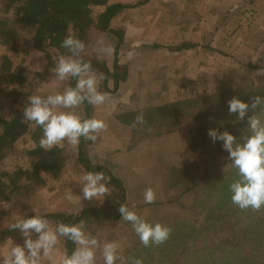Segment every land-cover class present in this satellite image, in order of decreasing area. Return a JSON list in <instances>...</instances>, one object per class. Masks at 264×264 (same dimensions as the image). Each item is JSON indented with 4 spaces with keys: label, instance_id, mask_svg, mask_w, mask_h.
Returning a JSON list of instances; mask_svg holds the SVG:
<instances>
[{
    "label": "trees",
    "instance_id": "trees-1",
    "mask_svg": "<svg viewBox=\"0 0 264 264\" xmlns=\"http://www.w3.org/2000/svg\"><path fill=\"white\" fill-rule=\"evenodd\" d=\"M124 8L125 5L112 3L110 0H4L7 15L0 16V48L5 47L7 52L11 48V43L17 41L18 32L25 30L29 38L25 47L43 53L53 66L56 62L54 56L67 54L61 44L70 29L77 38L85 42L86 46L89 34L93 30L114 35L117 38V45L122 42L123 33L113 28L111 22L121 15ZM85 60L91 62L96 71L105 74L103 88L106 89V83L110 78L106 65ZM245 64L251 69L256 67L249 62ZM119 76L118 71L114 73V86L118 84ZM122 79H125V75ZM15 80L22 82L23 79L19 76L15 77ZM71 86H75L74 79ZM256 92L264 94V84L253 89L225 90L214 95L181 98L155 107H141L133 111L132 119L129 118L130 122L125 121L131 127L135 117L141 112L144 113L146 121L144 125L131 127L130 148L143 141L172 134L177 130V126L186 120L190 122L191 132L218 127L224 124V118L229 114L230 99L238 97L249 103ZM1 94V100L7 102L11 110L7 113L0 112V167L6 158L18 157L21 164L16 165L12 171L0 168V206L13 200L29 198L32 188L57 180L67 163L71 161L78 163L85 171H104L111 177L109 188L118 191L114 202L115 211H109L102 206L86 208L80 215H93L104 220L118 221L121 217L118 211L120 204H125L122 184L107 168L93 166L90 163L86 147L91 141L81 138L74 149H68L63 145L45 151L39 147L42 129L23 119V111L27 106L20 103L23 91L10 85ZM15 105L19 106L14 108ZM84 106L87 108L88 104L85 103ZM83 118H89L86 109ZM245 122L246 120L244 122L238 120L236 124L231 123L229 132L241 136L246 129L243 126ZM26 137L29 145L18 149L15 142ZM228 164L230 161L222 160L220 165H213L203 172L200 171L199 178L185 183L186 187L180 199L174 200L175 204L187 208L193 216H199L201 221L196 227L185 226L182 222L176 228L175 225L168 226L173 231L169 240L163 244L165 254L161 256V264H185V260L196 252L201 254L196 264H264V210L241 211L231 202L229 185L236 178L237 171L219 178L222 169ZM224 186L228 187V190L222 194L220 187ZM201 192L202 196L199 197ZM189 194L194 195L191 202L189 198L183 199V196ZM172 202L173 200L169 201ZM45 216L53 223L62 221L74 224L81 219V216L69 212ZM11 225L0 231V242L17 238L15 236L23 238L19 230H10ZM190 229H194L197 234L188 239ZM210 233L213 235H210L212 238L201 240L200 247L198 245L200 239ZM197 236L200 239H197ZM64 245L65 252L70 255L75 245L71 241H65Z\"/></svg>",
    "mask_w": 264,
    "mask_h": 264
},
{
    "label": "rangeland",
    "instance_id": "rangeland-1",
    "mask_svg": "<svg viewBox=\"0 0 264 264\" xmlns=\"http://www.w3.org/2000/svg\"><path fill=\"white\" fill-rule=\"evenodd\" d=\"M154 1L158 2L161 5L165 2V0ZM124 2L125 5L131 4L128 1ZM190 2H197L199 4L219 3V5H221V8H217L216 11H214V15H209L208 18L210 19V21H203L205 16V13L203 12H199L197 19V25H200L201 22H206L215 26V29H212V27L210 26V29L208 27L206 31L200 32V34L202 33V35L204 33L210 32L213 33L212 38L214 36L216 37V41L213 44L216 53L215 57L209 60V63L205 69L197 70L194 65L198 62H201L199 60V57L201 56V54H203V51L199 52V55L197 56L192 55L190 61L193 65V68L190 69V73L191 75H195V77L192 80H190L191 77L185 79V82H183L182 86L176 88L177 81L175 79L176 77L180 76L181 73L179 71L176 74V77L174 76L175 78L171 75L170 78L166 81L164 91H162V95L164 94L163 98L158 97L159 94L156 93L155 88L152 87V83L145 85V87H149L146 88V90L144 89L145 91L142 90L134 92L133 98L135 99V109L131 107H124V114L118 118V121L120 120L121 123H123L124 121H129V118L132 119V114L133 111L136 110V106L141 108L144 107L142 106L144 104L152 105L153 103H157L155 105L159 106L174 102L175 100L181 98H195L205 95H214L225 90H239L243 88L253 89L261 84H264V0H190ZM223 9H227V11L229 10L230 12L225 11L227 12V14L224 15L225 12L223 13ZM4 15H7V12L4 9V0H0V16L3 17ZM116 20L117 17L111 22L112 27L115 26ZM113 28H116V26ZM213 30L214 32H212ZM100 38H103L106 44L111 45L114 48V52L111 56H107L98 52L96 42ZM28 39L29 38L27 31L20 30L18 32L17 41L11 43V48L7 52L5 47L0 48V96L2 97L1 92L6 87L10 85L16 86L23 91V97H21L20 103H24L26 105L28 104V97L30 95L39 94L46 96L49 94H54L57 91H62L65 87L71 86L72 82V79L63 82L51 80L52 73L50 72V69L54 68L55 64L51 66L43 53L25 47L26 41ZM123 46L117 48V38L114 35L107 32L93 30L89 34L88 44L86 46L85 52L83 53V57L87 60L94 61L95 63H104L106 67L108 64L109 70L112 71L114 70L113 58L117 55L115 54V50H119L117 52L119 53V57L121 56V52L126 53L128 51L127 48ZM143 50L147 51L148 48H144ZM54 58L56 61L57 56H54ZM45 60L47 61L46 63H44ZM246 62L252 63L256 67L251 69L245 64ZM166 65V67H171V65L169 64ZM122 73L123 70L119 71L118 69V74L120 75L119 83L125 81V79L124 81L122 79ZM29 75H32L33 77L31 80H29L28 78ZM19 76H21V78L23 79L22 82L15 80V77ZM138 78L141 80V83H139L140 86L144 88L142 85V80L144 81L145 78ZM113 79L110 80L111 84L107 85L106 89L103 88L104 81H102L100 84V91L109 92L111 93L112 97H117L118 94H120L119 98H121L122 95L129 93L124 89L128 88L125 84L123 86L117 85L118 87L113 86ZM184 87H187V89L185 90ZM118 89L119 93H117L116 91ZM177 89H179V91H177ZM257 95L264 98V94L260 92H256L252 95V97H255ZM6 103L3 102L0 98L1 113H7L8 110H11V108H8L7 106L8 103ZM249 103H251V99ZM19 105H15L14 108H17V106ZM119 106L122 107L123 105L119 104ZM79 109H81V113L83 115L85 113V109L89 112V114H91L92 109H94V111L96 110V112L105 113L102 112L100 108L97 109L96 107H90V105H88V107L86 108L84 104L81 105ZM116 112L114 114H116ZM236 115L237 114H226L223 122L224 124L210 129H215L219 132H223L225 130L229 132L231 123L236 124L238 121ZM249 115H251V113H249ZM128 126L130 127V125ZM243 126L247 128V122H245ZM210 129L206 131L191 132L190 122L186 120L177 126V130L174 133L161 136L160 138L154 140H146L134 146V148H138L142 144V147H146L142 148V150L151 148L153 149L155 154L157 152L158 146L153 141H158L165 145L169 151H171V153H166V155L163 156H161L160 154L158 156H153V159L159 162V166H157L156 169H151L152 172L150 173L152 176L149 177L151 178V181H154L156 183L157 181H155V176L157 177L156 179L159 178L158 180L161 182L160 184L163 185L161 188L164 196L163 200L157 202L158 204L147 209H145L146 207H143L144 209H140L138 208V205L141 204H135L136 211L142 218L147 219L149 222H159L167 226L175 225L174 228L179 226L181 222L188 227H196L199 225L201 221V218L199 216H193L190 210H188L187 208H181L179 205L175 204L176 201L174 200L180 199L179 197L186 187L185 183L199 178L200 171L203 172L213 165H220L222 160L230 161V164L222 169L219 178H224L227 175L232 174L234 171H237V169L232 167V161L228 160L229 154L223 149V142H212V139L208 135V131ZM236 136L240 137L239 135ZM92 143L93 142L91 141V144ZM145 143H148V145ZM91 144L86 147L87 151L88 148L92 147ZM27 145H29L28 137L25 138V141L15 142V146H17L18 149H23ZM66 145L68 144L66 143ZM68 146V149H74L77 145L74 148H72L71 145ZM95 148L97 149V151L103 149L100 147ZM87 151L86 153L88 156L89 153ZM20 164L21 162L18 157H15L13 159L6 158L1 164L0 168L5 171H12L13 169H15L16 165ZM68 170H70L72 178L74 180H77L78 182V184L73 185L74 195L82 196V185L80 184L79 177L87 171L80 167L78 163H73L71 161ZM63 172L64 170L61 172V174ZM114 178L117 179L116 177ZM50 183H52V181L44 186L39 185L38 187L32 188L29 198H21L19 200H13L9 203L1 205L2 208H0V231L15 223L14 215L18 213V208L9 209L8 207L11 203L19 202L21 204H27L30 208L29 211H32L34 213V208H36L37 206L40 207L42 206V204L43 206L45 205V203H38L37 196L45 194V192H43L41 188L49 185ZM227 188L228 187L226 186L220 187L221 193H226L228 190ZM136 190L139 191V189ZM113 193L118 194V191L115 189H110V192L106 196L99 197V202H106V205L100 203L103 205L102 208H107V210L109 211H113L115 209L116 204H114L115 199H113ZM62 195V191H58L57 194L49 201V204L53 205V200L58 199V197L61 198ZM132 195V199L134 201H137L139 199V193H132ZM201 196L202 192L199 194V197ZM187 198H189V202H191V200L194 199V195L189 194V196H183L184 200ZM170 200H173V202L169 203ZM83 201L87 202V200H81L80 203H82ZM65 203H69V200H66ZM110 203L113 204L110 205ZM129 205V208H131L133 204ZM31 216H33V214L31 212H27L24 213L22 217ZM108 227H112L117 234L123 236V241H125V243L129 247V250L126 252H118V254L123 259L122 261L118 260L116 264H132V261L134 259H142L143 264H161V256L165 254L163 245L144 247L141 244L139 237L133 231L132 225L129 222L123 221L121 217L118 221H109L105 223L104 226H100L98 229L100 232H105L106 228ZM109 230L110 229H107L106 232H109ZM188 231H190V236L188 239L193 237L194 234H197L195 233L194 229H190ZM210 235L213 236L210 233L202 239L197 236V239H200L198 245L201 247V240L212 238ZM15 237L17 238L12 239H18L20 241L24 240V238H20L18 236ZM170 251L171 249H169V252ZM59 254L60 252L57 251L56 257L54 259V264L59 263V261L57 260ZM98 254L102 257V254L100 252ZM200 255L201 254L199 252H196V254H193V256H190L185 260V264H196L197 258L201 257Z\"/></svg>",
    "mask_w": 264,
    "mask_h": 264
},
{
    "label": "clouds",
    "instance_id": "clouds-1",
    "mask_svg": "<svg viewBox=\"0 0 264 264\" xmlns=\"http://www.w3.org/2000/svg\"><path fill=\"white\" fill-rule=\"evenodd\" d=\"M61 47L67 54L56 58L55 67L50 69L51 80L63 82L74 79L75 86L46 96L30 95L23 111L25 121L42 129L39 147L45 151L65 143L78 145L81 138L96 142L108 127L104 119L95 116L83 118L77 111L85 103L99 108L108 102L111 93L100 91V84L106 79L105 74L96 71L91 62L83 58L86 44L71 29ZM96 47L98 52L107 56L114 52V48L106 44L103 38L97 40ZM135 55L134 51H129L127 59L131 60ZM28 78L31 80L33 77L29 75ZM228 111L230 115L238 114L239 121L246 120L247 128L243 134L237 137L226 130L219 132L210 129L208 135L213 143L223 142L222 147L229 154L228 160L237 169V176L229 185L231 202L241 211L259 212L264 210V98L257 95L251 98V103H245L233 97L228 101ZM145 123L144 113L141 112L131 127L136 128ZM79 180L82 196L76 197L80 200H97L110 192L111 177L104 171H87ZM73 197L70 190L65 199L71 201ZM143 197L146 204L154 203L157 198L155 189H145ZM118 211L122 220L132 225L144 247L160 246L169 240L173 230L167 225L142 218L135 204L131 208L127 204H120ZM10 230H19L24 243L11 245L0 258V264H54L57 246L65 241H71L76 247L70 255L65 252L59 264H96L98 249L101 250L104 264H116L123 259L118 254L119 243L107 241L101 245L97 237L86 231V221L83 219L74 224L62 221L53 223L45 215L36 213L30 218L21 217L11 225ZM132 264H143V260L134 259Z\"/></svg>",
    "mask_w": 264,
    "mask_h": 264
},
{
    "label": "crops",
    "instance_id": "crops-1",
    "mask_svg": "<svg viewBox=\"0 0 264 264\" xmlns=\"http://www.w3.org/2000/svg\"><path fill=\"white\" fill-rule=\"evenodd\" d=\"M111 1L121 5H125L124 1H128L131 4L125 5L123 12L121 15L117 16L115 22L117 30L123 33L122 42L118 43L117 48L124 45L123 47H126L128 51L126 53L121 52V56L119 57V53H117L119 50H115V54L117 55L113 58L114 70L110 71L108 64L106 67L110 77L106 86L111 84L110 80L114 78V73L116 74L118 69L119 71L123 70L122 76L125 75V81L127 82L123 79L124 82H118L117 85L123 86L125 84L128 88L124 89L129 93L122 95L121 98H119L120 94H118L117 97H112L110 95L108 102L99 107L102 112L105 113L96 112V110L94 111V109H92L89 118L94 116L102 118L105 120L108 127L106 131L100 134L97 141L91 144L92 147L90 146L91 148H88L87 152L89 153L88 157L93 166L107 168L122 184L125 204L129 207V204H141L138 205V208L144 209L143 207H146L145 209H147L158 204L157 202L163 200L164 196L161 188L163 185L160 184L159 178L156 179L157 177L155 176L156 183L151 181L149 177L152 176L150 173L152 172L151 169H156L157 166H159V162L154 160L153 156H158L159 154L163 156L166 155V153H171V151L158 141H153L158 146L155 154L151 148L142 150V148H146L142 147V144L138 148H130L131 127L125 124V121L123 123H121L120 120L118 121V118L124 114V107L135 109L133 93L149 88L147 86L145 87V85L152 83V87H154L156 93L159 94L158 97L163 98L164 94L162 95V91H164L166 81L171 75L172 77H176L179 71L181 73V75L175 79L177 81L176 88L182 86L185 79L191 77L190 80H192L195 77V75H191L190 73V69L193 68L190 61L192 55L197 56L199 52L203 51V54L199 57L201 62H198L194 66L197 70L206 68L209 60L216 55L213 46L216 37L214 36L212 38L213 33L210 32L204 33L203 35L202 33L200 34V32L206 31L208 27L210 29V26L212 29H215L214 25L206 22L210 21L208 18L209 15H214V11H216L217 8H221V5L215 2V4L191 3L190 0H165L162 5L154 0ZM225 11H227V9H223V13ZM199 12L205 13L204 19H202L203 21L206 20V22H201L200 25H197ZM227 12L230 11L228 10ZM227 12H225L224 15H226ZM212 32H214V30ZM144 48H148V50L145 51L143 50ZM129 51H134L136 53L131 60L127 59ZM166 64L171 65V67H166ZM138 77L145 78L144 81L142 80L144 88L140 86L139 83H141V80ZM117 85H115V87H118ZM184 89L186 90L187 87H184ZM116 91L119 93V89ZM177 91H179V89H177ZM119 104L123 106L120 107ZM155 104L157 103H153L152 105L144 104L142 106H156ZM138 108L139 107L136 106V110ZM77 111L83 117L81 109L78 108ZM115 112L116 114H114ZM22 141H25V138H23L21 142ZM145 144L148 145V143ZM64 145L67 148L69 147L66 143ZM75 146H72V148ZM95 147H100L105 150L102 149L103 151H97ZM69 167L70 162L67 163L63 169L64 172L56 181L41 188L45 194L37 196L38 203H45V205L43 206L42 204V206L34 208L38 209L35 210V212L40 215L69 212L81 216L83 220L90 219L86 221V231L92 236L97 237L101 245L107 241H117L120 245L118 252L128 251L129 247L125 241H123V236L117 234L112 227L106 228L105 232L99 231L98 228L104 226L109 220H104L103 218H98V216L93 215H80L84 209L100 208L103 206L102 204L106 205V202H99L100 198L98 197L97 200L83 201L80 203L81 200L73 193V185L78 184V182L72 178L71 172L68 170ZM149 187L154 188L157 195L156 201L152 204H146L143 197L145 189ZM136 189H139V191ZM70 190L74 197L69 203H65L67 200L65 196ZM58 191H62L63 195L61 198L58 197V199L53 200V205L49 204V201ZM132 193H139L140 196L137 201L132 199ZM112 196L116 201L118 194L113 193ZM8 208H18V213L14 215L15 222L20 219L24 213L31 212L33 215L36 214L35 212L29 211V205L19 202L11 203ZM107 229H110L109 232H106ZM23 243L24 240L20 241L11 238L1 241L0 258L7 253L11 245H23ZM75 247L76 245L74 249ZM57 248L58 252H60L57 258L59 261L60 257L65 253L64 242L58 244ZM97 252L101 253V250L98 249ZM98 253H96V264H104L101 255Z\"/></svg>",
    "mask_w": 264,
    "mask_h": 264
}]
</instances>
